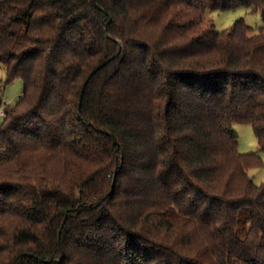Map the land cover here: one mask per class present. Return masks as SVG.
<instances>
[{"label": "trees", "instance_id": "16d2710c", "mask_svg": "<svg viewBox=\"0 0 264 264\" xmlns=\"http://www.w3.org/2000/svg\"><path fill=\"white\" fill-rule=\"evenodd\" d=\"M1 70L0 264H264V0H0Z\"/></svg>", "mask_w": 264, "mask_h": 264}, {"label": "rangeland", "instance_id": "374dc122", "mask_svg": "<svg viewBox=\"0 0 264 264\" xmlns=\"http://www.w3.org/2000/svg\"><path fill=\"white\" fill-rule=\"evenodd\" d=\"M214 19L216 30L220 31L231 25L236 19L243 18L246 24L257 29L263 25L260 12H254L247 7H238L230 10H213L208 13ZM2 76V70L0 72ZM22 90V80L14 79L7 83L0 92V102H13ZM232 130L237 134L238 148L241 152H256L262 157V165L249 168L248 173L256 184L264 182V152L257 144L252 127L245 123H234Z\"/></svg>", "mask_w": 264, "mask_h": 264}, {"label": "built area", "instance_id": "2783aa9c", "mask_svg": "<svg viewBox=\"0 0 264 264\" xmlns=\"http://www.w3.org/2000/svg\"><path fill=\"white\" fill-rule=\"evenodd\" d=\"M0 115H4V112L2 109H0Z\"/></svg>", "mask_w": 264, "mask_h": 264}]
</instances>
